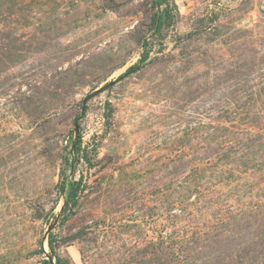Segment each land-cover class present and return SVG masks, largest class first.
<instances>
[{
    "label": "rangeland",
    "instance_id": "rangeland-1",
    "mask_svg": "<svg viewBox=\"0 0 264 264\" xmlns=\"http://www.w3.org/2000/svg\"><path fill=\"white\" fill-rule=\"evenodd\" d=\"M49 239L68 264H264V0H0V264Z\"/></svg>",
    "mask_w": 264,
    "mask_h": 264
},
{
    "label": "trees",
    "instance_id": "trees-1",
    "mask_svg": "<svg viewBox=\"0 0 264 264\" xmlns=\"http://www.w3.org/2000/svg\"><path fill=\"white\" fill-rule=\"evenodd\" d=\"M155 4H156V6L160 7L161 5L164 4V0H155ZM168 14H169V12H168L167 8H164L161 12L157 11V13L154 15L153 25H154L155 33L159 32V30H160L161 26L164 24V21L167 18ZM146 56H147L146 52L142 53L138 62L136 64H134V66L128 68L126 70V72L118 78V80L122 79L123 77H125L126 75H128L131 72H135V71L139 70L141 68L142 64H144V62L146 60ZM68 186H69V191L67 194V198L65 199L63 207L60 211V216L62 218L66 217L67 214L72 210V208H74L77 204V192H78L79 187H80V181L79 180H75L73 182L68 181ZM53 243L54 242L52 239L48 240V247H49V250L51 253L50 258H49L50 260H43L42 264H51L50 261L52 260V258L55 259V264H68L66 262V260L61 259L54 252V244Z\"/></svg>",
    "mask_w": 264,
    "mask_h": 264
},
{
    "label": "water",
    "instance_id": "water-1",
    "mask_svg": "<svg viewBox=\"0 0 264 264\" xmlns=\"http://www.w3.org/2000/svg\"><path fill=\"white\" fill-rule=\"evenodd\" d=\"M114 83H115V81H112V82L106 84L101 90H96L95 92H93V93H91L90 95H88V96L83 100L82 109H81V116L84 114L85 106H86V102H87L90 98H92V97H94L95 95H97L98 93H100L101 91H104L106 88L112 86ZM74 133H75V136H74V143H76V142L78 141V137H79L78 122H75ZM72 148H74V145H73Z\"/></svg>",
    "mask_w": 264,
    "mask_h": 264
}]
</instances>
